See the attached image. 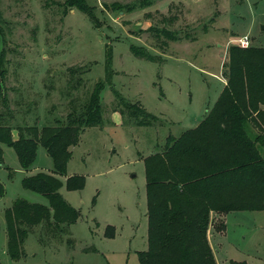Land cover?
<instances>
[{
  "label": "rangeland",
  "instance_id": "obj_1",
  "mask_svg": "<svg viewBox=\"0 0 264 264\" xmlns=\"http://www.w3.org/2000/svg\"><path fill=\"white\" fill-rule=\"evenodd\" d=\"M86 2L95 8L93 20L66 0H0V120L12 128V139L20 125L63 123L71 109L83 108L98 81L104 83L102 123L87 127L69 147L66 174L58 177L59 193L79 216L70 225L51 220L28 228L16 260L3 253V209L17 198L45 202L24 189L22 179L51 173L53 164L39 144L27 172L13 148L0 144L3 264H141L138 254L147 248L143 158L163 148L167 135L178 136L205 117L225 85L227 50L238 38L248 36L249 46L264 47V0ZM131 45L146 49L154 61L135 57ZM108 50L110 81L105 79ZM113 91L136 104L139 114H130ZM246 132L254 137L259 131L247 123ZM75 174L84 177V185L69 190L65 180ZM238 212L243 221L212 217L216 262L264 264V211Z\"/></svg>",
  "mask_w": 264,
  "mask_h": 264
},
{
  "label": "trees",
  "instance_id": "obj_2",
  "mask_svg": "<svg viewBox=\"0 0 264 264\" xmlns=\"http://www.w3.org/2000/svg\"><path fill=\"white\" fill-rule=\"evenodd\" d=\"M66 3L90 20L95 19V8L86 0ZM129 49L137 58L154 61L153 54L141 46L131 45ZM227 53L225 85L205 117L178 136L167 135L163 148L143 158L147 248L138 254L141 264H217L207 236L213 215L264 211V47L232 45ZM105 61V79L110 81V50ZM103 85V81H98L88 102L80 111L71 109L63 123L40 128L20 125L16 128L17 137L12 139V128L0 120V144L13 148L22 169L28 170L33 164L39 144L53 164L51 173L37 172L22 179V187L46 198L47 205L17 198L4 210L6 252L10 259L23 254L21 244L31 226L51 220L70 225L78 218L79 212L58 191L62 185L58 177L66 174L69 147L77 143L87 127L102 123ZM113 92L121 104L130 108V114H139L136 104L123 102ZM143 116L155 118L145 111ZM247 123L257 127L259 132L254 137L246 132ZM1 156L0 148V160ZM65 185L69 190H80L84 177L67 176ZM3 195L0 184V196ZM224 228L225 224H221L218 229ZM90 249L96 251L92 246ZM228 264L247 262L231 259Z\"/></svg>",
  "mask_w": 264,
  "mask_h": 264
},
{
  "label": "crops",
  "instance_id": "obj_3",
  "mask_svg": "<svg viewBox=\"0 0 264 264\" xmlns=\"http://www.w3.org/2000/svg\"><path fill=\"white\" fill-rule=\"evenodd\" d=\"M225 83V82H224ZM223 86V85H222ZM198 123V122H197ZM27 172H30L29 171V169L27 170ZM35 173H37V172H34V173H31L30 175H33V174H35ZM44 200H45V202H38V201H32V200H28V201H30V202H33V203H40V204H42V205H47L48 204V202H47V200L45 199V198H43ZM12 204V203H11ZM10 204V205H11ZM9 206V205H8ZM8 206H6L5 208H7ZM3 210H5V209H3ZM237 213H240V212H238V211H234V212H230V213H228V214H226V216H225V220L227 219V216H230V217H234L235 219H237V220H239V221H243V219H240V218H244L243 217V215H241V214H237ZM4 215V214H3ZM240 217V218H239ZM4 221H5V219H4ZM225 223H226V221H225ZM211 225L209 226V228H208V232H207V236H208V240H209V243H210V246H211V248H212V251H213V253H214V256H215V248H216V245H218V243H217V235L215 234H213L212 232H211ZM226 227H227V223H226ZM261 227H264V226H261ZM4 231H5V239H4V249H3V253H6L7 254V252H6V230H5V228H4ZM30 233V232H29ZM34 241L36 240L35 238L33 239ZM213 240H214V245H213ZM7 256H8V254H7ZM9 257V256H8ZM216 259V258H215Z\"/></svg>",
  "mask_w": 264,
  "mask_h": 264
},
{
  "label": "built area",
  "instance_id": "obj_4",
  "mask_svg": "<svg viewBox=\"0 0 264 264\" xmlns=\"http://www.w3.org/2000/svg\"><path fill=\"white\" fill-rule=\"evenodd\" d=\"M237 45L246 48L249 46V37L248 36H242L236 40Z\"/></svg>",
  "mask_w": 264,
  "mask_h": 264
},
{
  "label": "water",
  "instance_id": "obj_5",
  "mask_svg": "<svg viewBox=\"0 0 264 264\" xmlns=\"http://www.w3.org/2000/svg\"><path fill=\"white\" fill-rule=\"evenodd\" d=\"M262 29H264V24L261 26Z\"/></svg>",
  "mask_w": 264,
  "mask_h": 264
}]
</instances>
